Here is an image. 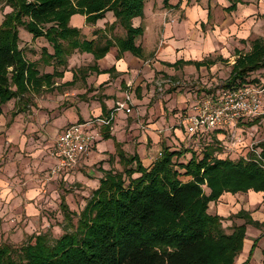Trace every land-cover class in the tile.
Masks as SVG:
<instances>
[{"label":"crops","instance_id":"0c3cea01","mask_svg":"<svg viewBox=\"0 0 264 264\" xmlns=\"http://www.w3.org/2000/svg\"><path fill=\"white\" fill-rule=\"evenodd\" d=\"M11 11L0 1V25ZM85 20V16L75 14L68 22L70 28L79 30V43L93 42L100 48L106 41L125 38L121 26L109 28L116 22L112 12L91 24ZM131 24L142 29L135 39L140 55L112 45L103 57L95 59L93 53L79 47L65 55L62 63L49 59L54 51L43 36L34 38L19 29V39L23 32L26 47L31 51L38 49L35 44L40 47L43 71L35 67L42 82L29 94L33 103L20 105L13 99V108H2L0 114V243L12 245L14 240L15 245L21 244L43 231L48 221L42 211L59 201V183H89L84 173L92 178L100 174L96 191L106 173L121 172L118 149L124 156L137 155L147 169L163 148L188 150V156L193 153L198 158L210 148L215 158L225 160L223 150L234 152L236 147L229 139L242 136L253 123L245 120L232 130L223 128L190 137L181 121L194 113L200 100L226 88L235 60L250 50L249 40L264 29V0H144L143 15ZM224 64L228 65V75L218 82L216 72ZM126 88L131 90L132 112H117L110 128L92 127L98 138L75 171L48 180L55 164L51 152L62 131L72 124L108 119ZM250 141L244 142L245 146ZM111 159L121 170H113ZM97 161L102 162L99 170L95 169ZM182 178L183 182L191 179ZM62 202L64 199L60 205ZM208 210L221 219L244 212L258 225H245L242 250L234 264H261L264 193L226 192L209 202ZM237 219L243 221L237 226L245 224V219Z\"/></svg>","mask_w":264,"mask_h":264},{"label":"trees","instance_id":"16d2710c","mask_svg":"<svg viewBox=\"0 0 264 264\" xmlns=\"http://www.w3.org/2000/svg\"><path fill=\"white\" fill-rule=\"evenodd\" d=\"M0 1L12 9L0 25V114L5 104L13 99L20 104L42 82L35 64L19 49L20 28L34 38L43 36L54 51L49 59L59 63L79 47L95 59L112 45L140 55L135 39L142 29L133 28L131 21L143 15L144 0ZM106 12L116 19L109 28L121 26L125 38L106 41L100 48L93 42L79 43V30L68 26L70 17L79 14L91 24ZM250 47L235 60L226 88L248 85L250 74L264 70V38ZM261 147L264 157V144ZM186 153L163 148L147 169L137 155L124 156L118 149L122 171L108 172L100 179L74 230L55 240L40 233L18 247L0 243V264H234L242 250L245 225H258L239 212L233 217L245 219V224L226 235L222 219L208 213V204L226 192L264 193V168L243 159L219 160L210 148L201 158L192 153L186 165L177 163ZM181 175L191 179L183 182ZM65 207L62 202L60 209Z\"/></svg>","mask_w":264,"mask_h":264},{"label":"built area","instance_id":"2783aa9c","mask_svg":"<svg viewBox=\"0 0 264 264\" xmlns=\"http://www.w3.org/2000/svg\"><path fill=\"white\" fill-rule=\"evenodd\" d=\"M132 104L131 90L126 88L122 100L115 102L108 119H95L67 126L59 135L51 152L55 164L47 179L50 180L55 175L74 172L79 160L90 152L98 138V133L92 132L91 128L95 125L109 126L110 128L114 115L117 112L130 114L133 110ZM193 111L192 115L182 118L181 121L190 137L217 129L232 130L237 124L245 120L255 122L263 130L264 87L243 85L241 87L223 88L217 94L200 100ZM239 137L238 135L232 136L233 146L242 141L238 139ZM258 144L255 147L251 143L248 144L247 155L242 159L254 162L264 168L262 147L261 144ZM262 144H264V137Z\"/></svg>","mask_w":264,"mask_h":264},{"label":"rangeland","instance_id":"374dc122","mask_svg":"<svg viewBox=\"0 0 264 264\" xmlns=\"http://www.w3.org/2000/svg\"><path fill=\"white\" fill-rule=\"evenodd\" d=\"M28 34V33H27ZM80 38V36H79ZM264 38V29L261 30L260 32L256 33L255 37H253L251 40H249V46H251V44L256 41V40H261ZM81 39V38H80ZM26 40H25V36L23 34V32H21L20 35V39H19V46L22 49L24 58L28 61V62H33L36 64V68H41V62L42 59H44V55H41L39 49L40 47L37 46L35 44V46L33 45V47L38 48L37 50H33L32 51L29 49V47H26ZM40 45V44H39ZM41 58V59H39ZM228 65H221V68L216 72V80L218 82H222L225 80V78L228 75V69H227ZM40 71H43L40 69ZM247 82H249L248 85L254 86V87H264V70H260V71H256L252 74H250L247 77ZM175 89V88H174ZM34 91L29 90L24 96L25 98L22 99V101H20V105H30L33 103L32 99L29 97V94ZM171 92V91H170ZM14 101L15 100H11L10 102H8L7 104H5L2 108H13L14 106ZM18 102V101H17ZM41 102V101H40ZM58 103L59 102H55ZM66 103H64V106L66 107ZM245 133L242 134V136H240L238 139L242 140L241 142H238V144L236 145V147H233L234 152L223 150V154H221V156H225L227 155V158L233 162H237L240 158L241 155L245 154L248 150V146H245L246 143L244 142H248L249 138H250V142L254 147L256 146V144H262L263 141V137H264V129L262 130V128L260 126H257V124H255L254 122L247 126L245 129ZM231 141V138L229 139V142ZM258 144V145H259ZM236 149V150H235ZM231 152V153H230ZM189 153L185 154V158H181L179 160H177V163H182V164H187L188 161H190V156H188ZM190 155V154H189ZM110 166L113 168V170H121V168L119 167V165H117L116 160L115 159H111L110 160ZM102 162L100 163L99 161H97L95 163V169H98L97 166L101 165ZM107 168V166H106ZM99 170V169H98ZM177 170L178 167H177ZM83 178L84 180L86 179V181H89V183H83L80 181H71V182H64V183H59V201L57 200L56 202H54V205L52 207H49L48 209H43L42 211V216L46 218V220L48 221L47 225H45L44 229L42 232L40 233H48L50 235V237L55 240L58 239L59 237H61L66 231L71 232L72 230H74V228L77 225V221H78V215L80 214V212L83 210L86 202L88 201V199L90 198L92 192L95 190V187L97 186V179H99V176H101L100 174H96L95 178H92L91 176H88L86 173L83 174ZM182 176V175H181ZM137 177V176H135ZM182 181L184 180V178L181 179ZM66 187V188H65ZM203 191L207 194L208 190L203 186L202 187ZM61 199H64V203H65V209L64 211L62 209H60V201ZM59 204V205H58ZM67 213V214H66ZM209 214H213L214 212L211 210H208ZM70 217V218H69ZM70 219V220H68ZM242 220H239L235 217H233L232 215L228 218H222V222H221V227H222V231L228 235L231 234L233 231V228L235 226H237V224L242 223ZM14 239V238H12ZM13 247H18V245L20 246V244L15 245L14 244V240L12 241ZM25 243V241H22L21 245Z\"/></svg>","mask_w":264,"mask_h":264}]
</instances>
